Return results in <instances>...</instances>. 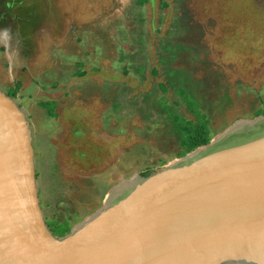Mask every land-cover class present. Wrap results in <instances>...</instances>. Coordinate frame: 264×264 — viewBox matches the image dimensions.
Instances as JSON below:
<instances>
[{
  "label": "rangeland",
  "instance_id": "374dc122",
  "mask_svg": "<svg viewBox=\"0 0 264 264\" xmlns=\"http://www.w3.org/2000/svg\"><path fill=\"white\" fill-rule=\"evenodd\" d=\"M136 1L0 0V90L32 125L49 221L73 227L105 188L171 162L168 116L203 115L213 139L264 109V0Z\"/></svg>",
  "mask_w": 264,
  "mask_h": 264
},
{
  "label": "water",
  "instance_id": "95a60500",
  "mask_svg": "<svg viewBox=\"0 0 264 264\" xmlns=\"http://www.w3.org/2000/svg\"><path fill=\"white\" fill-rule=\"evenodd\" d=\"M33 142L0 90V264H264V116L120 181L62 237L40 205Z\"/></svg>",
  "mask_w": 264,
  "mask_h": 264
},
{
  "label": "trees",
  "instance_id": "16d2710c",
  "mask_svg": "<svg viewBox=\"0 0 264 264\" xmlns=\"http://www.w3.org/2000/svg\"><path fill=\"white\" fill-rule=\"evenodd\" d=\"M150 1L151 0H137L136 2H137V5L141 9H143V7L147 3H149ZM161 6L163 8H167L168 4L165 2V0H161ZM178 27H182V25L180 26L176 22L173 26V29L176 30ZM171 50L175 51L176 48L172 47ZM143 69L144 68L140 69L141 73L143 72ZM151 73H152V75L157 74V72L155 70H153ZM79 76H84V73L82 72ZM175 83L176 82H174V80H172V83H170V84L175 86ZM159 87H160V90L162 91V93L165 94L166 89L164 88V86L160 85ZM17 91H18V89H15L8 96L15 99V97L17 95ZM175 91L178 94V96L181 97L182 100L185 101V103L190 107V110L192 112L193 111L195 112L196 111V103L190 99L189 95L186 94L185 90L183 88H179V89H176ZM40 106L48 111L50 117H53V118L57 117V115L54 112L56 104L41 103ZM161 107H162V104H161ZM114 108L116 109L117 106H114ZM259 116H264V109L257 110L254 113V116L250 119L257 118ZM197 117H198L197 121L194 122L192 120H188L186 118L179 117L176 115L168 116V118H167L168 125H170L172 127V131L175 132L176 138H177V143H178L179 148H180L174 154V156L170 159V161L173 159H176V158L184 157L185 155H187L191 151L195 150L196 148H198L200 146L207 145L212 140V135L209 133V129L207 127V124L203 120V115L197 114ZM168 163H169L168 161L162 162L161 165H158V167L165 166ZM38 166H39V162H38ZM38 166H37V173H38L37 177L39 178L40 177V171L38 169ZM156 168H154V167L146 168V169L142 170L140 172V174L143 177H146L151 172H153ZM108 188H105L104 191L110 190V188L109 189ZM111 188H112V186H111ZM88 214H90V213H88ZM49 220H50L49 218H46L47 226L49 227V229L52 231V233L55 236L62 237L64 235H66L67 233H69L71 228H72L71 223H69L67 220H64L62 222H60V221L52 222L53 220L52 221H49ZM77 222H80V220H78Z\"/></svg>",
  "mask_w": 264,
  "mask_h": 264
}]
</instances>
